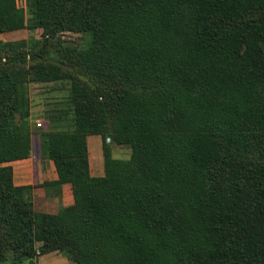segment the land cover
I'll return each instance as SVG.
<instances>
[{"label":"trees","instance_id":"16d2710c","mask_svg":"<svg viewBox=\"0 0 264 264\" xmlns=\"http://www.w3.org/2000/svg\"><path fill=\"white\" fill-rule=\"evenodd\" d=\"M25 3L0 0V35L43 31L38 53L0 41V264L55 252L73 264H264V0ZM64 33L87 38L60 54L90 83L27 68ZM64 81L69 97L39 139L58 178L16 186L8 164L33 152L28 85ZM65 185L72 206L35 210V189L62 197Z\"/></svg>","mask_w":264,"mask_h":264},{"label":"rangeland","instance_id":"374dc122","mask_svg":"<svg viewBox=\"0 0 264 264\" xmlns=\"http://www.w3.org/2000/svg\"><path fill=\"white\" fill-rule=\"evenodd\" d=\"M26 0H16L20 8L26 7ZM43 31H29L21 30L13 33H6L0 35V41L4 43L9 42H20L27 41L28 46L22 51L29 52L31 46L36 53L43 49ZM40 43L37 46V43ZM87 45V38L81 34L76 33H64L58 36V38L50 42L47 46L46 52L43 54V60L40 58L36 62H29L27 68L35 64H48L55 67H59L62 72L76 77L79 81L91 82L87 77H85L81 72L75 70L71 66L64 65L61 57V49L63 48H73V47H85ZM62 46V47H60ZM33 51V50H32ZM1 65V64H0ZM71 83L70 82H58L50 84H37L31 83L28 85V95L31 103V113L33 118L34 126V141L39 142L40 134L47 129V124L50 114H55L63 108L64 101L67 100L70 94ZM41 124V128L38 126ZM60 127V125H59ZM95 139V138H94ZM109 141V140H108ZM94 147H97L96 149ZM101 147V150L99 149ZM98 150V151H97ZM90 152L92 153V163L97 175L103 176L104 162L102 163L103 150H102V140L96 146L90 147ZM113 156L115 159L119 160H129L131 157V151L125 147L113 145ZM37 158V157H36ZM35 158V159H36ZM31 166L32 162H28ZM19 163H13V167H17ZM46 164V163H45ZM11 166V163L8 164ZM22 168V167H19ZM50 167L48 166L47 175L52 176ZM37 174L35 173V183H39L36 179ZM40 185V183H39ZM39 189V188H37ZM34 190V207L37 212L57 214L59 210L63 207H69L74 204V195L71 188H67L66 192L62 194V197H46L42 191ZM40 245H37V249ZM5 264H73L69 259H67L61 253H50L47 255H37L33 260H20L16 258L14 254L9 255L8 260Z\"/></svg>","mask_w":264,"mask_h":264},{"label":"crops","instance_id":"0c3cea01","mask_svg":"<svg viewBox=\"0 0 264 264\" xmlns=\"http://www.w3.org/2000/svg\"><path fill=\"white\" fill-rule=\"evenodd\" d=\"M99 142L101 144V138L99 136H91V137L88 138L90 169H91V174L94 177H103L105 175L104 171H103V176L97 175L96 172H95V169L93 167V163H92L93 160H92V153L90 152V147L92 145L96 146ZM94 148L96 149L97 147H94ZM99 149L101 150V147ZM29 161L32 162L31 166L28 163ZM103 162L104 161L102 159V163ZM13 163H19L17 165V167H13V165L11 163V166L13 167V170H14V184L16 186H19V187H22V186H35V185H39V183L42 184L45 181L57 180V178H58L56 170H55L54 163L52 161H48V160H43L42 159L40 143L39 142H35L34 141V137H33V152H32L31 158L30 159H26V160H22V161L13 162ZM48 166L50 167V171H53L52 172V176H50V177H49V175H47ZM19 167H22V168H19ZM35 173L37 174L36 179L39 180V183H35V178H34ZM67 188H71L72 189V186L71 185L63 186L62 194L64 192H66ZM37 190L38 191H42L41 194L46 196V192H45L44 189L39 188Z\"/></svg>","mask_w":264,"mask_h":264},{"label":"built area","instance_id":"2783aa9c","mask_svg":"<svg viewBox=\"0 0 264 264\" xmlns=\"http://www.w3.org/2000/svg\"><path fill=\"white\" fill-rule=\"evenodd\" d=\"M39 127H41L42 125L41 124H38Z\"/></svg>","mask_w":264,"mask_h":264}]
</instances>
